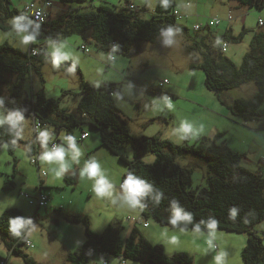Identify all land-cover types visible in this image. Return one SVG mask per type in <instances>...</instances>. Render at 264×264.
<instances>
[{
  "label": "rangeland",
  "instance_id": "1",
  "mask_svg": "<svg viewBox=\"0 0 264 264\" xmlns=\"http://www.w3.org/2000/svg\"><path fill=\"white\" fill-rule=\"evenodd\" d=\"M41 1L10 0V8L17 12L9 15L4 9L0 8V20L8 27V29L0 27V46L9 43L21 51L28 52L31 44L34 43L45 45L51 53L50 49L53 44L63 43L66 49L72 51V55L68 60L75 61L77 66L64 65L61 62L58 67H53L51 59L44 62L36 61V66L24 77H19L18 73L9 72L7 78L13 79L12 83L16 82V87L12 83L0 82V93L2 94L0 97H3L4 100L7 99L9 87L17 91L14 99L21 104L32 102L41 91L49 98H62L64 92H68L62 98L61 103L74 111L77 109L79 93L83 90L82 77L95 86L106 81H112L122 85L121 92L123 95H115L116 103L122 113L129 119L130 127L135 133L146 131V136L158 134L164 139L171 137L174 140H170L177 144L185 143L183 133L179 131L182 120L192 123L193 128L199 131H196L197 137L202 136V129H209L210 125L207 118L209 113L206 109L199 107L197 110H192V106L187 102H184V105L179 108L181 104L179 102H182L181 98L187 92L192 91L195 93L196 91V94L201 96V101L206 103L202 104L205 107L214 105L215 102V100H210L207 94H210L212 98L216 96L218 102L224 104L215 92L207 88L204 71L200 68H191L192 63H200L203 60L204 48L192 52L189 51V48L201 35L208 33V30L205 29L200 32V36H197L198 33L194 30L196 21L206 22L216 16L223 19L220 25L212 28L213 38H210V42L220 44L226 40L228 48L223 54L238 65L243 61L254 33L258 30L264 31V24L260 25L258 23L259 19L264 21V6L258 8L256 6L240 5L239 10L234 9L233 11L234 20L228 23L225 19L229 9L238 4L235 0H175L176 7L180 10L185 7L188 1L191 2L189 10L194 16L189 20H177V23L187 27L188 31L178 32L173 30L172 42L168 44L165 43L167 37L162 32L155 41H142L135 44L129 56L119 53L116 49L115 52H112L116 59L110 61L108 56L111 52L96 47V44L92 41L90 30L83 34H74L62 38L60 41H56L53 37H38L34 41L25 44L23 36L28 33L17 32L11 27L10 22L14 17L25 13V6L28 3H41ZM128 1L142 8V16L145 18H150L155 14L158 4V0ZM50 2L52 3L51 16L57 18L70 9H96L100 4H108L115 9H119L127 0H87L85 2L50 0ZM229 24L234 29V35L240 36L243 33V37L239 41L226 39L225 34L228 31ZM28 32L31 31L28 30ZM84 46L89 49L88 53L82 49ZM69 68H74V71H68ZM165 79H168L169 83L161 88L159 84ZM174 85L178 91V98L176 99L175 96L166 94V91H171ZM149 86L157 89L160 87L164 91L162 94L155 93L149 90ZM257 91L256 83L247 81L239 87L225 90L224 98L226 103H231L232 100L237 98H251ZM165 95L173 99L171 101L174 104V109H170L163 103ZM227 104L224 105L227 106ZM220 106L224 108L222 105ZM262 107L264 108V103ZM175 109L177 110L175 112L176 118L172 117V114H174L172 111ZM0 113L6 116L9 110L0 107ZM161 113L164 116H161ZM23 115L25 117L21 125L23 139L17 141L14 154H11L9 147L7 150L3 147L0 148V216L6 208L17 207L22 210L23 217L26 220L30 219L32 221L31 224L26 225L27 227L25 226L24 232L27 234V239L34 246L27 247L23 245V251L36 264H71L68 258L69 252L75 250L85 241V239L82 240L85 237V226L81 223L67 221L59 212L60 210L70 214H87L90 217L91 228L95 232H103L110 223L119 228L123 237H127L129 235V225L132 222L131 218L138 216L140 210L138 207L127 208L124 206V201L121 199L124 191L120 189V185L127 165L115 155L102 153L108 151H97L96 161L99 162L106 177L113 184L111 195L97 197L92 190L94 181L86 177L82 178L81 171H78L77 184L67 183L63 174L62 177L56 178L50 184L44 186V194L50 197L47 206L37 209L36 205L30 203V198L26 197L25 193L33 196L37 195L41 178L39 177L38 167L31 162L28 154L29 141L35 143L34 145L37 144L35 131L30 124V118L25 114ZM213 123H219L221 127L219 133H224L221 138H218V143L226 144L232 150L242 153L244 155L243 167L251 169L255 165L256 168L253 170H263L264 172V115L254 119H246L243 115L232 114L226 116V118L220 117ZM84 126L91 128V132L96 130L99 133L97 129L89 124ZM45 128L51 134L50 126H41L38 129V136L39 131ZM81 129V127H77L75 134H80ZM62 134L67 136L65 131H62ZM53 137L56 138V136ZM62 140L63 143L60 140L59 145L67 148L66 140ZM195 142L196 138L189 141L190 144ZM126 145L127 147H125ZM42 149L44 151L43 147ZM131 150L133 149L129 143L125 144L122 149L123 153H127L129 156L132 155ZM154 157L153 153H148L142 159L146 162H152ZM194 158H197V156L193 154L177 158L180 165H189L193 169V183L189 189L208 186V166L196 162ZM80 160L81 163L86 164L87 156L81 153ZM41 165L42 169L47 172V176L43 177L47 181V178L54 176L52 166L48 164ZM56 167L58 168V165ZM84 167L82 166V168ZM16 169L17 173L14 176ZM7 176L16 181L15 188L11 190L3 189V181ZM147 221L149 226L145 229L152 234L149 236L150 242L164 244L166 253L169 256L175 251L189 252L190 249L193 253H197L199 247L193 244V241L197 240L193 229H184L181 232L179 228L161 225L153 216H150ZM254 230L264 237V220L255 225ZM225 234L231 237L245 236L242 233L235 232H226ZM214 241L219 244V250L216 247L209 249L213 253L210 255L215 257L217 253L223 250L227 253L226 264H244L241 257V244L238 245L234 240ZM207 249L208 246H206V253L208 252ZM0 257L7 260L8 264H31L26 262L21 254L11 255L1 236ZM91 264H104V261L99 255H95ZM107 264L142 263L120 256H111ZM208 264L215 263L208 262Z\"/></svg>",
  "mask_w": 264,
  "mask_h": 264
},
{
  "label": "trees",
  "instance_id": "2",
  "mask_svg": "<svg viewBox=\"0 0 264 264\" xmlns=\"http://www.w3.org/2000/svg\"><path fill=\"white\" fill-rule=\"evenodd\" d=\"M62 1L85 2L87 0ZM235 1L250 7L264 6V0ZM130 4L134 3L127 0L119 9L108 4H100L96 9H70L57 18L52 17L49 10V18L40 25L37 38L53 37L60 41L62 38L83 34L90 30L96 47L111 52L112 47L116 45L114 52L117 49L119 53L129 56L135 44L142 41H155L162 33V29L167 30L171 27L178 32L188 31L187 27L177 23L178 19L173 14L174 10L178 9L175 0H169L167 8H164L161 0H158L155 14L150 18L142 16V8L137 6L130 8ZM0 8L4 9L8 15L17 12L10 8V0H0ZM22 16L26 20H31L26 13ZM220 24L221 22L217 26ZM35 25L36 23H33L29 31H32ZM215 26L207 25L201 30H195L198 33L197 36H200V32L205 29L208 33L201 35L189 48L191 52L204 48L203 60L200 63H192L191 68H200L204 71L207 88L215 92L224 104H227L224 98L225 90L239 87L247 81H254L258 87L254 96L248 99H234L227 106L232 114L243 115L246 119L263 116L264 31L258 30L254 33L249 49L241 64L238 65L223 54L222 43L226 40L220 44L210 42V38H213L212 28ZM0 27L8 29L1 20ZM225 37L239 41L243 33L236 36L232 30H228ZM47 59L53 60V57L45 45L40 47L36 55L30 56L29 51L24 52L5 43L0 46V82L12 83L13 79L7 78L9 72L18 73L19 77H24L36 66V61L44 62ZM61 64L77 66L73 60H66ZM82 83L83 90L79 93L80 99L76 111L62 106V98L68 92H64L62 98H49L41 91L32 102L21 104L14 99L17 91L9 87L8 97L3 103L9 111L21 110L23 114L28 115L34 113L43 126L52 125L56 130L65 129L69 135H73L77 127L85 124L97 129L102 145L127 165L122 182L131 173L150 185L151 190L141 200L144 205L143 208L140 207L143 220L141 224L147 226V219L153 216L161 225L173 227L169 224L168 218L174 211L172 201L176 200L185 213L193 214V223L182 225L184 229L194 230V225L200 223L201 230L209 231L210 229L206 227L208 218H216L220 222L217 229L247 233V243L241 252L244 264H264V237L254 230V226L264 220V175L243 167L242 153L232 150L226 144L218 143V138H221L224 133H218L214 138L206 135L199 136L193 144L189 143L192 139L191 134L184 138L183 144L164 139L158 134L153 136L133 134L129 119L122 113L115 99L116 94L123 95L122 85L104 82L95 86L83 77ZM12 84L16 87L17 83ZM148 88L152 92L163 93L155 87ZM13 138L15 134L10 130L9 125L0 126V148L4 143L9 144L12 155L16 149L11 145ZM127 143L133 148V158H128L122 151ZM38 145H41L40 142ZM33 148L37 149L35 145ZM148 153L155 155L152 162L142 159ZM190 154L196 155L207 164L208 186L189 189L193 183V169L180 165L177 158ZM14 176H16V170ZM65 181L76 184L77 173L67 175ZM15 186L14 179L7 176L3 189L11 190ZM39 188H44L43 181L41 185L39 184ZM158 195L159 200H157ZM25 196L31 199L36 195L25 193ZM233 207L237 208L238 212L235 218H230L229 210ZM59 212L67 221L85 226V241L69 252L68 258L71 264H91L95 255H99L104 264H107L111 256L124 257L142 264H193L194 262V256L187 251H175L169 256L164 244L151 243L136 228L127 237H123L119 228L112 224L98 233L91 228L90 217L87 214H70L62 210ZM16 216H23L22 210L17 207L7 208L1 214V239L11 255L21 254L26 262L36 264L22 249L28 240L24 232L26 227L21 230L20 237L13 236L9 231V218ZM0 261L8 264L4 258L0 257Z\"/></svg>",
  "mask_w": 264,
  "mask_h": 264
},
{
  "label": "clouds",
  "instance_id": "3",
  "mask_svg": "<svg viewBox=\"0 0 264 264\" xmlns=\"http://www.w3.org/2000/svg\"><path fill=\"white\" fill-rule=\"evenodd\" d=\"M161 4L164 8L169 6V0H161ZM11 27L15 29L19 33H28L23 36V42L27 44L30 41H34L36 35L38 34V29L40 25L37 23L34 28H32L31 32H28L29 28L32 27L33 21L26 20L24 16H17L11 20ZM163 35L167 37L165 43H171V37L173 36V29L169 27L167 30H163ZM51 54L53 57L52 64L53 67H58L59 64L63 61L68 60L72 51L70 49H66L63 43L61 44H53L51 47ZM68 71H74V68H69ZM4 102V98L0 97V104ZM163 103L166 104L170 109H174V104L168 96L163 97ZM25 120L23 112L21 110L9 111V113L5 116L0 113V126L9 125L10 130H12L15 134V138L12 139L11 145L13 148L17 146L18 139H23V129L21 127V122ZM179 131L183 133V137L186 138L189 134L192 135V139L197 138V133L193 128V125L190 121L182 120L180 123ZM62 139H65L68 144V149L66 150L62 145H55L52 148L48 147V143L50 139H54L53 136L50 135L48 129H41L39 131L38 140L41 146L44 148L39 154V160L41 164H48L52 166L53 175L56 178L62 177L63 173L67 171V169L71 166L67 161H65L66 154L70 156L72 161H78V157L81 155L80 148L77 145V137L73 135L64 136L61 135ZM2 147L7 150L9 144L4 143ZM28 151H31L29 148ZM146 159V158H145ZM56 165L59 167L57 168ZM81 177H86L87 179L93 180L94 183L92 185V190L96 194L97 197H103L105 195H111L113 190V184L106 177L103 172L101 165L95 159L89 160L86 162V165L81 170ZM124 191L123 197L121 199L124 201V206L127 208H136L140 206L141 208L144 205L141 203L142 198L151 190L150 185H148L144 180L138 178L137 176L129 173L127 177L123 180L120 185ZM159 195L157 196V200H159ZM172 207L174 209L173 213L169 216L168 222L173 227H179L180 231H184V227L182 225H188L193 223V214L185 213L181 206H179L176 200L172 201ZM238 209L233 207L229 210L230 218H235L237 215ZM32 221L26 220L23 216L10 217L9 231L15 237L21 236V230L25 228L27 224H31ZM219 220L213 217H209L207 221L206 227L210 229L206 236V243L208 249H213L216 247L214 240L218 239V234L216 229L219 227ZM194 232H201L200 223H196L194 225ZM31 235V233H29ZM227 253L221 250L214 257L215 264H226Z\"/></svg>",
  "mask_w": 264,
  "mask_h": 264
},
{
  "label": "crops",
  "instance_id": "4",
  "mask_svg": "<svg viewBox=\"0 0 264 264\" xmlns=\"http://www.w3.org/2000/svg\"><path fill=\"white\" fill-rule=\"evenodd\" d=\"M187 3L185 5V7L181 11L187 15L183 19L189 20V19H191L194 16V14L192 12H190V10H189L190 9V6H191V2H190L189 5H187ZM234 9L239 10L240 9V4L239 3L238 4H235L234 6H232V9H229L228 15L226 16V19H225L226 21H228V23H231L234 20V15H233ZM230 16H231V19H230ZM216 17L217 18H220L221 19V23H222L223 19L221 17H219V16H216ZM211 19H213V18H211ZM208 21L204 22V21H201V20H197L195 24L201 23L203 25H206L208 23ZM258 23H259V20H258ZM228 30H232V32L234 33V29H232L231 24H229ZM106 82H112V81H106ZM175 88H176V86L174 85L173 86V89H171V91H166V94L168 96L169 95H173V96H175V99H176V98H178V94H177L178 91H177V88L176 89ZM162 91H164V90H162ZM1 95L2 94L0 93V96ZM207 95H209L210 100H212V101L215 100V102L213 103L214 105H208L209 107H205L202 104H206V103H204L203 101H201L202 100V99H200L201 96L198 95V94H196V91H195V93L192 92V91H190V92H187V94L184 95L183 98H181L182 99V102H179V103H181L180 106H179V108H181V106L184 105V102H187V103H190V105L192 106V110H197V108H199V107H202V108L206 109V111L209 113V116L207 118L210 121V125H209V129H204V130L202 129L201 133H202V135H207L209 137H215L220 132L221 127H220L219 123H213V121H215L216 119H220V117L226 118V116H230V115H232V113H231V111H229V109L227 108V106H225L224 104H221L220 102H218L216 96L214 98H212V96L210 94H207ZM79 99H80V97H79ZM79 99H78V102H79ZM171 100H173V99H171ZM199 101H201V103H199ZM227 103H229V102H227ZM220 105H222L224 108H222ZM62 106L68 108L65 105H62ZM76 108H78V103H77V107ZM176 109L174 111H172L174 113V114H172V117H175V118H176L175 112H177ZM76 110L77 109H75V111ZM158 114H160V113H158ZM25 115H27L30 118V124H31L32 128H34V119H33L32 115H28V114H25ZM161 116H164V115H162V113H161ZM46 126H48V127L50 126V128H51V130H50L51 131V134L50 135L51 136H56V138L49 140L48 147L51 148V146L49 144L51 142H53V141H57V143L62 141V143H63V140L61 138L62 131H65L66 133H67V131L65 129L56 130L52 125H46ZM81 128L82 129H81L80 134H77L76 135L75 134V131H74L73 136H76L77 137V141H76L77 142V145L80 148L81 153H83V154H85L87 156V161L92 160V159L97 160V157H98L97 151H108V152H102V153H110V154L114 155L112 152L109 151V149L107 147H105L104 145H102L100 134L98 132H96V130H94L93 132H91L90 131L91 128H86L85 126H82ZM194 130L197 131V132H199L197 129H194ZM34 131H35V128H34ZM131 131H132L133 134H136V135H145V134H147L146 131H140L139 133H135L132 129H131ZM84 132H87L88 133V137H86L85 139L82 140V137L81 136H82V134ZM35 135H36L37 143H38L39 142V140H38V131L37 132L35 131ZM67 135H69V134L67 133ZM168 138L169 139H172L171 137H168ZM172 140H174V139H172ZM176 142H179V141H176ZM34 144L35 143H31L30 141L28 143V149L29 148L31 149V151H28V154L30 155V160H31V156L32 155L37 154L38 157H39V154L43 151L41 145L38 146L37 151H36L33 148L34 147ZM58 145H59V143H58ZM68 147L65 148V149L67 150ZM125 147H127V145ZM102 149H105V150H102ZM131 151H132V153H131L132 155L131 156H129L127 153H125V155L128 158H133V156H134V151L133 150H131ZM145 156L146 155L143 156V159H144ZM195 159H196V162H198L200 164H203V165H207L200 158L197 157V158H194V160ZM65 161H67L71 165L67 169V171L63 173L65 175V177L67 175L73 174L75 172L78 174V171H81L82 166H85L86 165L84 163H81L80 156L78 157V161L79 162H76V161H72L71 158H70V156L66 154ZM39 164H40V166L42 168V165H41L40 160H39ZM81 164H83V165H81ZM184 166H189V165H184ZM254 168H256L255 165H253V167L251 169H249V170H251L253 172L262 173L264 175L263 170H261V171H255V170H253ZM16 173H17V169H16ZM65 177H64V179H65ZM5 179L3 181V184L5 182ZM54 179H56V177H54V176H52L51 178H47V181H45L43 179V187L44 186H47L48 183L50 184V182H52V180H54ZM48 186H50V185H48ZM120 189L123 190L121 188V186H120ZM42 192H43V188H42ZM49 199H50V197H49ZM47 205H48V203H47ZM42 207H45V206H42ZM137 207L140 210V214L138 216H136V217H132L131 218L132 222L129 225V234L131 233V231L134 228H136V229H138L141 232L142 235H144L150 241V237L149 236L152 235V234L145 229L146 227L149 226V222H148V225L147 226L141 224V222L143 221L141 219L142 218V212H141L140 206H137ZM40 208L37 207V209H40ZM105 217H108V216H105ZM109 225H110V223H109ZM209 231H203V230H201V232L200 233H197V234L194 232V235L197 237V240L196 241H193V244H195L196 246H198L199 249H198L197 253H193L191 249L189 250V252H191L192 255L194 256V262H193V264H208V262H214L215 263L214 256L213 255H210V254H213V253H211L210 250H208V252L206 253L207 243L205 242V240H206L205 237L207 236V233ZM216 231H217V234H218V239H216V240H234V241L237 242L238 245L241 244V246H242L241 248L242 249H243V247L247 243V238H248L247 233H242L245 236H241V237H231L229 235H226L225 233L226 232H232V231H226V230H220V229H216ZM235 233H238V232H235ZM84 239H85V237L82 240H84ZM214 243L216 244V249L219 250V244L216 241H214ZM241 257H242V255H241ZM210 260H213V261H210Z\"/></svg>",
  "mask_w": 264,
  "mask_h": 264
},
{
  "label": "built area",
  "instance_id": "5",
  "mask_svg": "<svg viewBox=\"0 0 264 264\" xmlns=\"http://www.w3.org/2000/svg\"><path fill=\"white\" fill-rule=\"evenodd\" d=\"M189 4H190V2L187 3V5H189ZM51 6H52V3L50 2V0H42L41 3L31 2L25 6V13H26V15L31 17V20L34 23H36V24L38 23L39 25H41L42 23H45L48 20L49 15H50L49 10H50ZM129 7L134 8L135 4H130ZM173 14L175 15V17L177 19H183L187 16L180 9H175ZM230 19H231V16H230ZM220 22H221V19L216 17V18L210 19L206 25H203L201 23L195 24L194 30H197V31L201 30L202 28H205V26H207V25L215 26V25L219 24ZM259 24L263 25V21L260 20ZM36 38H37V35H36ZM56 41H59V40L56 39ZM41 46L42 45H37V44L32 43L30 50H29V55L30 56L36 55L38 53V51L40 50ZM115 48H116V45H114L112 47L111 54L108 57L110 59V61H114L116 59L115 55L112 53V52H114ZM222 48H223V51H226V49L228 48V42L227 41H224L222 43ZM82 49L87 53L89 52V49L86 46H84ZM168 83H169L168 79H165V80L160 82L159 86L162 88L164 85H166ZM160 87H159V89L163 90ZM0 107L4 108L5 104L4 103L0 104ZM32 117L34 119V128H35V131L37 132L39 127H41L43 125L41 124L40 120L34 115V113L32 114ZM81 137H82V140L85 139L86 137H88V133L84 132ZM49 145L52 148L53 146L58 145V143H57V141H53ZM38 146L39 145L37 143L36 147L38 148ZM36 151H37V149H36ZM31 161H32V163H34L38 167L39 177L41 178V181H40V185H41V183L43 181V177L47 176V172H46V170L41 168L37 154H34L33 156H31ZM48 200H49V196L44 194L42 192V189L39 188L38 194L34 198H31L30 202L38 205L39 207H42V206L47 205ZM26 246L27 247H33L34 245L29 240H26ZM0 264H6V262L0 261Z\"/></svg>",
  "mask_w": 264,
  "mask_h": 264
},
{
  "label": "bare ground",
  "instance_id": "6",
  "mask_svg": "<svg viewBox=\"0 0 264 264\" xmlns=\"http://www.w3.org/2000/svg\"><path fill=\"white\" fill-rule=\"evenodd\" d=\"M29 225V224H28ZM27 227V226H26Z\"/></svg>",
  "mask_w": 264,
  "mask_h": 264
}]
</instances>
